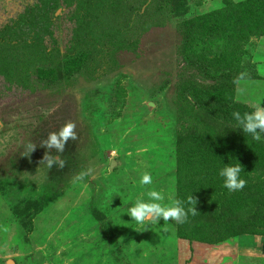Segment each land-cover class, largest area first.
Returning a JSON list of instances; mask_svg holds the SVG:
<instances>
[{"label":"rangeland","instance_id":"obj_1","mask_svg":"<svg viewBox=\"0 0 264 264\" xmlns=\"http://www.w3.org/2000/svg\"><path fill=\"white\" fill-rule=\"evenodd\" d=\"M247 1L0 0V264H264V141L232 118L264 107V36L195 30ZM147 190L197 213L138 227L121 212Z\"/></svg>","mask_w":264,"mask_h":264},{"label":"clouds","instance_id":"obj_2","mask_svg":"<svg viewBox=\"0 0 264 264\" xmlns=\"http://www.w3.org/2000/svg\"><path fill=\"white\" fill-rule=\"evenodd\" d=\"M232 118L237 127L242 132L250 135L253 140L258 142L264 141V107H261V101L256 104L251 112L243 115L239 112H233ZM74 129L75 124L73 122H66L56 131L49 132L46 139L41 141V145L46 149L56 150L55 155L49 152H47V155H44L42 161L48 169H51L53 166L58 168L64 167L65 161L60 154L64 152L65 145L69 140L77 138ZM35 147V145L28 144V154ZM242 171L243 169L239 163L224 164L223 167L218 169L217 175L222 180V186L229 192H233L242 190L245 187L246 181L241 177ZM86 175H88V172H81L76 179L83 180ZM138 183L141 186L152 185L153 177L150 173L144 172L139 176ZM144 195L147 199L138 198L121 212V214H126L131 221H134L138 227L147 229L151 225L160 224V221H163L166 225L170 220L175 221L177 224H183L189 215L194 216L197 213L194 208L196 201L191 195H188L186 201L173 198L167 204L163 203L164 196L160 191L147 190ZM5 264H12L11 259L6 260Z\"/></svg>","mask_w":264,"mask_h":264},{"label":"trees","instance_id":"obj_3","mask_svg":"<svg viewBox=\"0 0 264 264\" xmlns=\"http://www.w3.org/2000/svg\"><path fill=\"white\" fill-rule=\"evenodd\" d=\"M216 14L218 15L217 17H220V22L222 23L218 25L213 23L210 24V20L212 21L214 19V15ZM216 14L196 19L195 22L197 27L195 26V30L196 32H199L201 37L205 34H218L223 30L225 31L226 35H228L230 43L235 46L231 49V51L235 52L236 47L239 50V44L245 40L243 37L239 36V31L242 29H247V26L249 30H245V32L252 31L250 33L251 35L264 36V0H250L246 3L230 5L221 9L219 12H216ZM239 27L240 30L237 29ZM210 39H212V36ZM218 40L219 39H217V41ZM241 49L242 48H240V51ZM220 60H225V57L222 59L220 57ZM217 71L224 75L226 74L222 68L217 69ZM196 171H198L197 168L195 173Z\"/></svg>","mask_w":264,"mask_h":264}]
</instances>
